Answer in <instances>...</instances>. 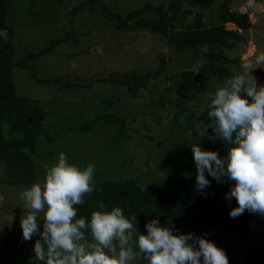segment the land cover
<instances>
[{
	"label": "rangeland",
	"instance_id": "374dc122",
	"mask_svg": "<svg viewBox=\"0 0 264 264\" xmlns=\"http://www.w3.org/2000/svg\"><path fill=\"white\" fill-rule=\"evenodd\" d=\"M170 2L6 0L7 24L15 30L14 60L30 57L27 68L14 69L16 92L34 99L43 116L33 156L35 183H43L47 169L58 162L60 153L80 168L94 164L95 174L102 180L134 178L144 187L173 188L184 187L194 179L191 146L202 147L206 140L202 115L210 102L206 94L215 92L217 77L210 79L207 92L193 91L192 100L181 98L176 85L181 71L201 73L200 67L210 57L200 51H178L162 33L151 27H136L141 19L150 24L159 20L151 11L131 19L127 26H121L119 20L147 4L167 8ZM221 2L192 7L187 0H180L179 19L184 11L191 13L178 19L169 32L175 35L178 30L196 26L198 13L202 24L221 23ZM256 5L252 9L247 0L228 2L230 9L247 13L252 23L243 31L244 41L232 49H220L239 60L238 64L227 63L232 74L264 53V0H256ZM226 27L238 29L233 23H226ZM70 30H76L71 40L50 53H39ZM255 67L252 75L258 85H264V65ZM131 72L152 75L136 96L121 84L105 81L110 75ZM70 82L74 84L71 87ZM2 166L0 161V195L4 197L0 203V264H45L33 252L39 236L30 241L22 236L20 219L28 210L20 194L26 187L2 182ZM40 228L43 231L42 222ZM229 235L231 243L233 236ZM252 238L263 242L264 220ZM134 264L147 263L138 258Z\"/></svg>",
	"mask_w": 264,
	"mask_h": 264
},
{
	"label": "clouds",
	"instance_id": "9594fccd",
	"mask_svg": "<svg viewBox=\"0 0 264 264\" xmlns=\"http://www.w3.org/2000/svg\"><path fill=\"white\" fill-rule=\"evenodd\" d=\"M255 9L256 0H247ZM200 51L207 55L208 45ZM264 65V53L244 63L242 71L218 81L215 92L206 94L213 141L229 145L226 156L204 150L199 144L191 151L196 166V189L210 187L205 173L218 184L234 182L225 198L237 202L229 215L236 218L245 211L264 216V85H258L252 70ZM250 98V99H249ZM95 165L80 168L60 153L58 162L46 171L43 183H33L20 194L27 214L20 219L24 241L39 236L33 252L46 264H134L138 258L148 264H229L224 249L204 236L174 232V225L164 226L159 219L145 224L146 234L137 231L121 207L106 210L98 201L99 211L90 219L78 217L77 206L85 197L99 191L95 181ZM4 197L0 195V203ZM43 213V219L40 214ZM13 221V215L9 218ZM43 224V231L40 225ZM86 233H90L89 239Z\"/></svg>",
	"mask_w": 264,
	"mask_h": 264
},
{
	"label": "trees",
	"instance_id": "16d2710c",
	"mask_svg": "<svg viewBox=\"0 0 264 264\" xmlns=\"http://www.w3.org/2000/svg\"><path fill=\"white\" fill-rule=\"evenodd\" d=\"M180 0H171L168 7L147 4L144 8L128 13L126 17H119L120 25H129L131 19L146 12H153L159 20L150 24L141 19L135 25L138 28H148L162 33L169 43L178 51L199 52L202 45H208L210 57L208 62L200 67L204 74L203 84L194 81L197 73L191 69H185L178 75L176 93L185 100H192L193 91L205 93L208 91L210 79L217 77L223 81L233 74L227 63L238 64V59L230 58L220 49H232L238 41H244L243 31L249 30L252 23L247 13L232 10L228 2L222 0L219 4L222 21L219 24H202V15L198 13V23L194 27L181 29L175 35L169 32L178 21ZM194 6H205L213 0H187ZM172 11V13H171ZM225 12V15H224ZM191 10L184 11L179 20L186 17ZM226 23H234L238 29H228ZM241 29L242 31H240ZM5 32V33H3ZM76 30H70L63 37L52 40L51 44L41 50L40 54L50 53L63 42H67ZM174 33V32H172ZM14 36L13 26L7 24L6 0H0V161L2 162V182L30 187L35 183L36 164L33 158L37 137L43 126L42 114L37 102L28 97L19 96L14 83L15 67L27 68L29 56L14 60ZM77 42V36H74ZM196 52V53H197ZM201 52V51H200ZM202 53V52H201ZM152 77L151 72L147 75H138L137 72L110 75L105 78L107 83L121 84L127 88L131 96H136L141 88L147 86V79ZM74 85L70 82L68 86ZM250 99V98H249ZM208 106L203 111L202 126L209 123L207 115ZM206 140L202 145L204 150L218 151L219 156H226L229 145L220 140L213 141L209 137L213 135L212 129H207ZM8 135V136H7ZM197 174V173H196ZM196 174L194 179L188 181L184 187H155L148 188L140 184L137 179L127 180H102L95 174L96 186L99 191H94L85 197V203L77 206L78 217L83 216L90 219L93 211H99L98 201H103L106 210L111 211L113 207L122 208L126 218L136 225L137 231L133 233L137 237L140 233L146 234L145 224L152 219H159L164 226L174 225V232L195 236H204L215 243L219 248L225 250L229 264H264V240L256 243L252 234L264 216L249 213L232 218L229 213L232 208L237 207L233 198L226 200L225 194L229 192L234 182L227 181L217 183L210 175L205 173L210 181V187L204 192L196 189ZM233 239L230 243V235ZM91 239L90 233H86ZM144 261H146L144 259ZM46 264V262H44ZM148 264V262L146 261Z\"/></svg>",
	"mask_w": 264,
	"mask_h": 264
},
{
	"label": "water",
	"instance_id": "95a60500",
	"mask_svg": "<svg viewBox=\"0 0 264 264\" xmlns=\"http://www.w3.org/2000/svg\"><path fill=\"white\" fill-rule=\"evenodd\" d=\"M203 78H204V74L203 73H198L195 75L194 77V81L200 85L203 84Z\"/></svg>",
	"mask_w": 264,
	"mask_h": 264
},
{
	"label": "crops",
	"instance_id": "0c3cea01",
	"mask_svg": "<svg viewBox=\"0 0 264 264\" xmlns=\"http://www.w3.org/2000/svg\"><path fill=\"white\" fill-rule=\"evenodd\" d=\"M234 24V23H233Z\"/></svg>",
	"mask_w": 264,
	"mask_h": 264
}]
</instances>
